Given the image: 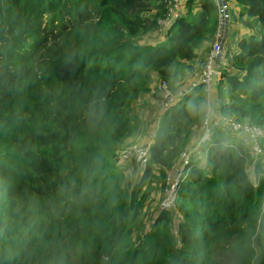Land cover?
<instances>
[{
	"label": "trees",
	"instance_id": "obj_1",
	"mask_svg": "<svg viewBox=\"0 0 264 264\" xmlns=\"http://www.w3.org/2000/svg\"><path fill=\"white\" fill-rule=\"evenodd\" d=\"M236 1L258 18L262 38L238 41L221 112L264 126V0ZM166 13L164 0H0V264H264L262 167L251 180V146L223 145L215 130L208 171L191 159L181 220L159 212L133 238L145 188L155 180L164 190L201 123L186 105L203 100V88L163 114L136 183L118 167L138 146H124L138 125L129 109L155 75L156 99L162 82L172 88L216 28L215 4L202 0L197 16L152 35ZM30 42L43 49L33 68ZM229 239L233 249L219 255Z\"/></svg>",
	"mask_w": 264,
	"mask_h": 264
},
{
	"label": "built area",
	"instance_id": "obj_2",
	"mask_svg": "<svg viewBox=\"0 0 264 264\" xmlns=\"http://www.w3.org/2000/svg\"><path fill=\"white\" fill-rule=\"evenodd\" d=\"M192 0H164L167 13L158 20L156 30L165 33L176 21L184 17V7ZM217 12V25L215 37L203 65V68L197 75V78L187 88H181L174 92L167 82H162L160 86L159 102L163 113L169 110L176 101L189 97L195 91L202 87L209 90L215 83L223 79V72L230 66L231 57L226 52V44L229 39V30L231 25V16L229 12V0H212ZM225 126L232 132L243 133L246 135L247 142L251 145V154L254 157H262L263 150L261 142L264 140V126L241 122L229 115H221L212 120L208 115V120H203L202 131L203 137L201 143L211 139L212 131ZM149 148L135 146L125 149L121 153L123 160L135 159L143 168L148 163ZM192 151L185 150L181 157L180 163L175 164L165 180V186L162 193V202L160 209L162 212H171L175 210L179 192L182 183L187 179L191 166ZM261 178L258 177L256 182L259 183Z\"/></svg>",
	"mask_w": 264,
	"mask_h": 264
},
{
	"label": "crops",
	"instance_id": "obj_3",
	"mask_svg": "<svg viewBox=\"0 0 264 264\" xmlns=\"http://www.w3.org/2000/svg\"><path fill=\"white\" fill-rule=\"evenodd\" d=\"M193 1L194 2L192 3L190 7V11L189 10H187L188 12L184 11V15H186V17H189V13L193 14V17L197 16L199 13L200 2L202 0H193ZM229 12L231 16L230 18H231L232 31H243L240 39L255 37L258 40L262 38V29H261V25H260L258 18H252V17L247 16L244 12V7L242 4L238 3L236 0H229ZM216 25H217V12H216ZM250 30L252 32H250ZM158 34H159L158 32H154L152 35L159 36ZM163 34L164 33L160 34V36H164ZM231 36L232 35L229 30V39H228L225 49L232 60V58H234V55L239 52V49L238 47H235L234 50H232V48L231 50L228 49L229 40ZM214 37H215V31L213 32V35H211L209 38H207V40L203 42L202 46L197 51L198 53L197 58L192 62H187L186 64L191 65L194 68H197L200 65H202V68H203V64L206 61V58L208 56V53L214 41ZM178 70H179V64L175 65L172 72L175 73ZM220 84L221 86L223 84L225 85L224 81H221L219 83H215L209 90L202 89L203 100H206L215 110L214 112L208 113L209 117L212 120H215L217 117L224 115L221 112L222 106L225 105V103L231 101L227 97V95L222 101H219V98L216 92L218 89H220L221 87ZM155 85L157 86V88L159 87L160 85L159 79L157 82L152 81L151 87L153 90L150 93L143 94L140 98L135 100L133 104L131 105L129 109L130 115L133 119H135L138 122V125L136 127L137 128L136 134L126 139L124 146L138 145L140 147H147L149 149L152 146L155 135L159 129V126L161 124V120L164 114L159 100L156 99V97L154 96V92L156 91ZM202 116H203V113L201 114V119H200L201 123L195 126L193 136H192V141L190 143L189 148L187 149L192 151V162L194 165V169H199L203 172H207L208 171V160H207L208 149L211 147L212 143H211V139L209 141L201 143V139L203 137ZM213 116L215 117V119H213ZM215 133L218 135L219 134L221 135L222 137L221 143L223 145H235L239 143L249 144V142H247V138L245 134L232 132L225 126L215 129ZM205 145H207L206 149H204ZM139 165L141 166V168H139ZM139 165L138 163H134L133 161H127V160H122L118 162V167L122 169L124 174L129 173L128 170H132L140 177L142 174L141 169H143V167L141 164ZM255 166L262 167L264 170V158H261V157L258 158V157L253 156L249 159L248 166H247V172L249 173L250 179L254 181L257 177ZM126 177H129V175L127 174ZM172 215L177 217L175 221L179 222L181 220L180 214L172 213Z\"/></svg>",
	"mask_w": 264,
	"mask_h": 264
},
{
	"label": "rangeland",
	"instance_id": "obj_4",
	"mask_svg": "<svg viewBox=\"0 0 264 264\" xmlns=\"http://www.w3.org/2000/svg\"><path fill=\"white\" fill-rule=\"evenodd\" d=\"M189 17H190V19H192L193 18V14L189 13ZM156 32H158L159 34H162V32H159L158 30H156ZM233 32H234V34H233ZM242 32L243 31H232V26L230 25V33H231V35L233 37L232 36L230 37L228 49L231 50V48H232V50H234L235 47H237V44H238V41L241 38ZM250 32H252V31L250 30ZM143 37H144L143 38L144 42L152 41V37L149 36V34L148 35H144ZM42 50H43L42 48H40V47L37 48L31 42L25 45L24 51H26V53L28 55H31L30 61L32 63V68L35 67L37 65V63H39L42 60ZM181 67H182V65H181ZM201 69H202V65H200L197 68H194L193 66H191V69L180 68L179 72H181V71H183V72L181 73L180 77L175 81V85L172 88L170 86L169 87L174 92L178 91L181 88L189 87L192 84V82L197 78V75H198V73L200 72ZM154 81L155 82L158 81V77L156 75L154 76ZM155 90H157V86L156 85H155ZM197 90L191 96L197 95ZM216 94L218 95L219 101H222L227 95L226 85L223 84L220 87V89L217 90ZM231 117H233V118H235L237 120L239 119V118L234 117V116H231ZM238 121L253 123V122H250V121H247V120H238ZM244 144L247 145L246 143H244ZM263 144H264V142L261 143V147H262ZM206 148H207V145L204 146V149H206ZM262 150H263V155H262L261 158H264V149H263V147H262ZM258 158H260V157H258ZM139 168H140V165H139ZM257 168H258L259 173H261V167L255 166V169H257ZM128 171H129V173H127V174L129 175V177H126L127 174H124L125 183H127L128 181H129V183H136L140 179V177L134 171H132V170H128ZM262 172L264 173L263 168H262ZM160 185L161 184L157 183L155 180H151L150 183L148 184V186L145 188V191L148 192L149 196H148V198H146V200L144 201V203L142 205L141 214H140V216H139V218L137 220V224H136V227L134 229V234H133V238L134 239H136L138 236H141L143 234L144 235L147 234L149 229L153 226L152 224L155 223L156 217L158 215H160L158 213L162 212L161 209H160V205H161V202H162V192L163 191L161 190V186ZM173 211L170 212V215L172 216V218H173V220L175 222L177 217L172 215V213H175V211L174 212ZM161 230L166 235H172V230H169L167 228V226L166 227H162ZM173 233L174 234L176 233V229L175 228L173 230ZM230 248L233 249L232 240L229 239L228 242L222 241L221 242V248L218 247V250H217L218 254L220 255V253H222V254L226 253L228 255V252L231 251V250H229ZM218 260H220V258H218Z\"/></svg>",
	"mask_w": 264,
	"mask_h": 264
},
{
	"label": "clouds",
	"instance_id": "obj_5",
	"mask_svg": "<svg viewBox=\"0 0 264 264\" xmlns=\"http://www.w3.org/2000/svg\"><path fill=\"white\" fill-rule=\"evenodd\" d=\"M186 106L189 111L194 115H199L203 113V120H208V113L215 111L206 100H189ZM213 119H215L214 116Z\"/></svg>",
	"mask_w": 264,
	"mask_h": 264
}]
</instances>
